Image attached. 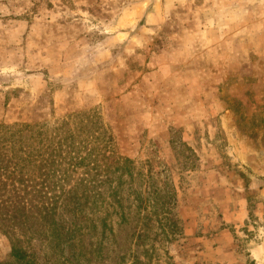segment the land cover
Returning <instances> with one entry per match:
<instances>
[{"label":"rangeland","instance_id":"374dc122","mask_svg":"<svg viewBox=\"0 0 264 264\" xmlns=\"http://www.w3.org/2000/svg\"><path fill=\"white\" fill-rule=\"evenodd\" d=\"M0 143L26 164L86 158L69 187L94 160L133 163L111 184L130 219L98 212L80 264H264V0H0Z\"/></svg>","mask_w":264,"mask_h":264},{"label":"trees","instance_id":"16d2710c","mask_svg":"<svg viewBox=\"0 0 264 264\" xmlns=\"http://www.w3.org/2000/svg\"><path fill=\"white\" fill-rule=\"evenodd\" d=\"M9 150L8 144L0 143V231L11 243L13 262L10 264H39V242L57 252L65 253L64 248L67 247L70 258L65 260V264H80L82 258L88 255L93 257L85 242L97 231L94 217L98 212L112 209L114 213H120L121 224L130 219L125 212L124 198L121 196L122 186L126 183L123 181L124 176H118L117 188L111 184L112 174L118 171L129 173L133 164L131 161L122 158L118 161L111 158L103 162L94 160L84 176L77 178L74 186L69 187L70 179L78 167H85L86 158L71 157L68 160H58L55 155L57 152L54 151L55 154H48L46 158L36 159L33 163L36 165L30 170L29 166L33 164H26L28 157H18L16 160ZM36 178L39 180H35ZM130 178L132 179L131 176ZM107 193L108 198L111 196L113 199L111 204L105 197ZM135 195L138 212L135 218L138 215V225L144 226L143 228L150 232L152 218L143 217L145 221L141 223L140 217L141 212L148 211L151 200L146 201L144 195L137 191ZM167 198L168 196L162 198L157 194L151 216L159 219L157 224L164 233L166 227H169L172 233L176 225L169 222ZM60 214L70 215L71 218L63 220L59 218ZM161 216L169 223L163 224ZM109 218L110 214H107L106 218L101 219L103 237L109 227ZM138 225L133 229L135 235L139 233ZM142 237L143 235L138 234V240ZM99 252L101 248L98 249L97 253ZM124 258H120V264L124 263ZM135 261L134 264H140L137 259Z\"/></svg>","mask_w":264,"mask_h":264}]
</instances>
